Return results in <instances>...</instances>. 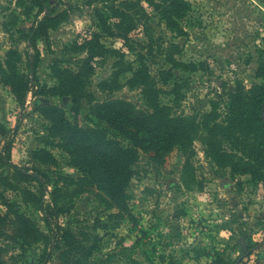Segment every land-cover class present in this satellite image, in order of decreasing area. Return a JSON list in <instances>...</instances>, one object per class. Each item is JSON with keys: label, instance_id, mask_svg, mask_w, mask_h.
I'll return each instance as SVG.
<instances>
[{"label": "rangeland", "instance_id": "rangeland-1", "mask_svg": "<svg viewBox=\"0 0 264 264\" xmlns=\"http://www.w3.org/2000/svg\"><path fill=\"white\" fill-rule=\"evenodd\" d=\"M121 0H49L47 8L53 14L63 15L46 34L37 37L35 44L27 45L25 33L36 23L43 11L33 7L24 12L17 0H0V60L8 48L17 47L22 55L21 70L39 84H52L49 64L54 56L74 61L75 55L86 51L71 47L100 31L96 11L110 13L111 5ZM190 8L180 21L185 32L175 35L158 18L146 0H140L145 14L129 32L131 49L120 37L101 33L106 46L124 52V58L136 62L137 52L144 53L143 60L151 74L159 68L170 67L160 51L172 41L178 42L181 51L175 55L185 61H202L193 70L173 69L179 84V93L171 91L174 78L167 83L157 79L165 90L160 100L171 105L172 114L201 113L211 108V100H218V111L226 112L225 95L237 78L246 85L260 79L254 75L257 66L256 47L264 32V0H187ZM115 17L109 18V21ZM73 45V46H72ZM38 55L35 68L27 64V52ZM115 53L105 59L95 58L92 89L98 99L124 97L139 107L145 102L139 87L125 84V74L119 77L120 86L102 89L99 81L109 78L114 70ZM117 54V53H116ZM64 64H68L64 61ZM128 75V72L126 73ZM112 80V77L109 78ZM39 88L34 86L33 89ZM179 96V99L176 98ZM56 103L62 106L71 120L68 96H51L28 92L21 106L9 87L0 81V121L8 132L0 134V148L4 138L11 139L10 158L22 166L38 169L51 179L57 173L79 172L68 164L67 154L53 144H46L48 121L40 114L39 104ZM87 104L77 115L81 124H92ZM50 138V137H49ZM58 140V136L55 137ZM40 146L50 149L57 159L56 165H45L33 157V150ZM200 138L193 140L194 152L186 164L184 153L173 148L163 163H152L147 154L139 151L135 164L136 173L130 180L129 208L133 217H110L104 203L98 201L94 191H84L73 198V206L56 218L60 226L70 230L86 225L99 235V249L91 258H105L110 264H206L209 258L198 254L203 248H224L231 258H236L249 245L251 253L241 254L237 264H264V188L248 174H232L224 167L209 160ZM1 167V166H0ZM5 171L9 168L3 166ZM51 187V180L48 182ZM31 186H36L33 182ZM6 194L18 200L21 211L34 216L42 229H46L43 216L32 205L22 202L21 196L8 190ZM243 240V247L239 244ZM6 248L8 264H61L59 252L48 250L41 242L21 252L19 244L0 238Z\"/></svg>", "mask_w": 264, "mask_h": 264}, {"label": "trees", "instance_id": "trees-1", "mask_svg": "<svg viewBox=\"0 0 264 264\" xmlns=\"http://www.w3.org/2000/svg\"><path fill=\"white\" fill-rule=\"evenodd\" d=\"M30 14L33 7L41 12L36 23L25 33L27 45L35 44L38 36L45 35L47 29L56 26L63 15L53 14L47 8L49 0H17ZM140 0H121L120 5H111V12L96 11L97 25L101 32L94 31L90 37L74 44L72 49L86 51L83 56L75 55L74 61L54 56L49 64L52 84H39L20 68L22 55L12 46L0 60V81L7 85L18 103L23 106L28 92L51 96H68L71 120L66 110L56 103L38 105L40 114L48 121L46 144L59 146L68 156V164L79 174L57 173L52 179L44 172L22 167L10 158L11 139L4 138L0 148V238L19 244L25 254L27 248L41 242L46 251L45 259L52 252H59L61 264H110L105 258L91 261L99 249L98 233L86 225L75 229L60 226L57 216L73 206V198L84 191H94L98 201L104 203L110 217H133L129 208V183L136 173L135 164L141 150L152 163H163L165 156L173 148L180 149L186 164L194 152L193 140L200 138L204 144L205 155L210 161L229 167L232 174H248L253 181L260 182L264 188V32L261 43L256 47L257 66L254 75L260 79L246 85L241 79L226 91V112L218 111V100H211V108L199 116L194 114H172L171 105L160 100L165 89L158 85L174 78L170 88L179 93L173 69L193 70L202 61H185L175 54L181 51L178 42H169L160 50L170 67L159 68L157 75L151 74L137 52L136 62L124 58L118 48L106 46L101 41V33L120 37L124 45L131 49L129 32L137 26L141 15L145 14ZM166 27L181 35L185 30L180 21L190 8L187 0H146ZM115 17L112 22L109 18ZM27 64L34 69L38 55L27 52ZM107 53H115L112 63L114 70L109 78L99 81L102 89H115L120 86L119 77L125 74V84L139 87L145 108L137 107L124 97L98 99L92 89L95 67L93 59H105ZM117 53V54H116ZM67 61L68 64H64ZM128 72V75L126 73ZM39 88L33 89V87ZM179 99V96L176 100ZM87 104L92 124H81L77 115ZM8 132L0 121V134ZM59 137L58 140L55 137ZM50 137V138H49ZM33 157L45 165H56L53 152L40 146L33 150ZM7 166V171L2 168ZM51 180V187L49 181ZM36 182V186H31ZM15 191L22 202L39 210L46 229H42L34 216L20 209V202L9 197L6 192ZM241 245V243L239 242ZM254 245H249L234 259L224 248L213 245L203 248L201 254L209 258L206 264H235L241 254L251 253ZM6 248L0 243V264H8ZM28 264H35L27 259ZM40 262L39 264H41Z\"/></svg>", "mask_w": 264, "mask_h": 264}, {"label": "water", "instance_id": "water-1", "mask_svg": "<svg viewBox=\"0 0 264 264\" xmlns=\"http://www.w3.org/2000/svg\"><path fill=\"white\" fill-rule=\"evenodd\" d=\"M240 243H241V245H242V247H243V240L241 239L240 240ZM239 259V258H238ZM238 263V260L235 262V264H237Z\"/></svg>", "mask_w": 264, "mask_h": 264}]
</instances>
